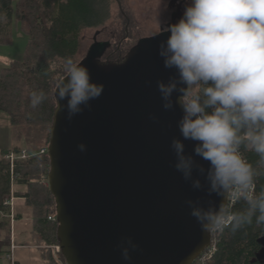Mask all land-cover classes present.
<instances>
[{
    "label": "water",
    "instance_id": "95a60500",
    "mask_svg": "<svg viewBox=\"0 0 264 264\" xmlns=\"http://www.w3.org/2000/svg\"><path fill=\"white\" fill-rule=\"evenodd\" d=\"M168 35L141 40L118 61L101 59L109 44L94 45L81 64L92 82L104 85L103 94L90 101L91 111L71 121L61 110L67 101H57L47 148L48 185L67 264H129L116 247L126 236L139 245L130 264H193L211 245V231L201 230L185 201L199 200L206 208L210 202L228 206V200L209 196L204 177L195 171L193 178L204 188L193 189L174 167L170 144L183 139L177 127L182 110L174 104L165 111L157 90V81L166 83L175 74L158 54ZM80 143L86 152L78 150ZM184 143L185 153L193 154L195 142Z\"/></svg>",
    "mask_w": 264,
    "mask_h": 264
},
{
    "label": "clouds",
    "instance_id": "9594fccd",
    "mask_svg": "<svg viewBox=\"0 0 264 264\" xmlns=\"http://www.w3.org/2000/svg\"><path fill=\"white\" fill-rule=\"evenodd\" d=\"M162 31L169 35L158 54L175 74L166 83L157 81V90L165 111L174 104L182 110L177 127L183 139L173 138L170 144L174 167L195 190L204 185L193 178L194 171L204 177L209 196L245 202L234 211L223 202L205 208L189 199L190 215L206 232L264 225V189L254 191L258 174L243 154L250 151L264 162V0H186L178 22ZM55 90L57 101H67L61 110L71 121L85 109L91 111L90 101L101 97L104 85L92 82L88 68L68 57ZM45 98L44 91H33L31 106ZM149 119L158 122L154 114ZM184 141L195 142L193 154L185 153ZM77 148L87 151L84 143ZM116 247L129 264L131 253L139 250L130 236Z\"/></svg>",
    "mask_w": 264,
    "mask_h": 264
},
{
    "label": "trees",
    "instance_id": "16d2710c",
    "mask_svg": "<svg viewBox=\"0 0 264 264\" xmlns=\"http://www.w3.org/2000/svg\"><path fill=\"white\" fill-rule=\"evenodd\" d=\"M123 3L125 0H117ZM112 0H0V46L13 43L14 28L28 37L21 60L12 61L0 71V112L9 117L12 145L0 157V212L9 214L5 201L11 195L13 185L21 189L16 196L25 199L32 222V238L35 246L52 249L59 246L55 220L57 205L47 181L51 161L47 153L54 112L57 107L55 85L64 74L65 58L71 57L81 64L79 57L81 36L84 30L103 26L110 18ZM121 50L113 48L112 61L118 55H126L129 49L121 40ZM44 58L45 66L38 70ZM44 91L46 98L33 108L30 103L33 91ZM26 151L27 158H22ZM243 151V149H242ZM17 156L13 167L4 156ZM257 172L254 191L264 189V162L250 151H244ZM245 207L237 200L231 210ZM19 212V211H18ZM16 218H21L20 212ZM50 217L52 219H50ZM12 246L10 219L0 216V259L9 254ZM48 252V251H45ZM59 253L60 261L52 253L49 264H67ZM193 264H198L195 261ZM205 264H264V225L253 223L236 232L226 228L218 237L217 249Z\"/></svg>",
    "mask_w": 264,
    "mask_h": 264
},
{
    "label": "rangeland",
    "instance_id": "374dc122",
    "mask_svg": "<svg viewBox=\"0 0 264 264\" xmlns=\"http://www.w3.org/2000/svg\"><path fill=\"white\" fill-rule=\"evenodd\" d=\"M171 1L125 0L121 3L117 0H112L110 18L107 22L103 26L86 29L82 33L79 57L84 58L88 55L90 48L97 41L110 42L112 47L110 45L108 48L111 47V50L117 48L118 50L119 48L121 49L122 40L125 43V47L130 50L141 40L159 34L162 27H165L171 21ZM27 43L28 37L23 34L19 26H15L13 43L7 46H0V71L4 67H8L12 61L22 59ZM45 64V61H42L38 70L45 66ZM11 134L9 117L5 113L0 112V157L2 152L8 150L12 145ZM43 181L48 182V179L46 180V177H43ZM19 189L21 188L17 185L12 186V193L16 198L14 201L16 224L13 228L15 222L12 223L10 219V229L11 231L14 230L15 242L19 246L14 255L22 259V264H46V261L41 259L40 253L42 252L48 254L47 258L52 253L54 259L60 261L59 253L56 249L59 246L53 247L52 249L46 247L47 245L45 247L39 246V250L35 246L25 247L23 245H33L35 243L31 234L32 216L25 205V199L17 197L15 194ZM18 211L21 214L19 220L16 218ZM0 264H12L8 253L0 259Z\"/></svg>",
    "mask_w": 264,
    "mask_h": 264
},
{
    "label": "built area",
    "instance_id": "2783aa9c",
    "mask_svg": "<svg viewBox=\"0 0 264 264\" xmlns=\"http://www.w3.org/2000/svg\"><path fill=\"white\" fill-rule=\"evenodd\" d=\"M41 153H47V149L46 148L43 149L41 151ZM21 157L22 158H27L28 157L27 152L26 151H22ZM5 158L10 161V163H11V165L13 167V164H14L15 160L17 159V156L15 154H13V153H9V154L6 155ZM15 199L16 198L13 195L12 190H11L10 197H8L6 199V201H5V205L10 207L11 212L9 214H3L2 212H0V216L7 217V218L11 219L12 223L15 222V216H14V201H15ZM236 201L237 200L229 198L227 207L229 209H231L232 206L236 203ZM50 219H52V218L50 217ZM55 220H56V218H55ZM211 233H212L211 245L196 260L198 262V264H205L207 261H209L213 257L214 253L216 252L217 243H218V237H219L220 233L216 232V231H211ZM16 248H17V246L12 243L11 250H10V253H9V257L11 259L12 264H15L14 251H15ZM56 249L58 250V252H60V248L59 247H57Z\"/></svg>",
    "mask_w": 264,
    "mask_h": 264
},
{
    "label": "flooded vegetation",
    "instance_id": "af4514ba",
    "mask_svg": "<svg viewBox=\"0 0 264 264\" xmlns=\"http://www.w3.org/2000/svg\"><path fill=\"white\" fill-rule=\"evenodd\" d=\"M181 1H182V0H172V1H171V2H172V3H171V6H170V9H171V11H172V14H171V21H170L169 23H167L165 26L169 25V24L172 22V20H173L174 18H175V23L178 22V20L181 18V13L183 14V11H184V8H185V3H186V1H185V2L182 4V6L180 7L179 5H180ZM179 7H180V8H179ZM179 9H180L181 13L179 12ZM162 32H163V31H162V29H161L160 33H162ZM160 33H159V34H160ZM101 44H105V45L109 44V46L111 45L110 42H106V41L100 42V41H97V42H94V44L92 45L91 48H93L94 45H96V46H100ZM111 47H112V45H111ZM111 47H110V48H111ZM120 47H121V46H120ZM91 48H90V49H91ZM110 48H107V50L101 55V59H102L103 61H106V60H110V61H112L111 57H113V54L108 52ZM118 50H121V49L119 48ZM126 54H127V53H126ZM125 56H126V55H122V54L120 53V54L118 55V59H116L115 61L122 60Z\"/></svg>",
    "mask_w": 264,
    "mask_h": 264
},
{
    "label": "crops",
    "instance_id": "0c3cea01",
    "mask_svg": "<svg viewBox=\"0 0 264 264\" xmlns=\"http://www.w3.org/2000/svg\"><path fill=\"white\" fill-rule=\"evenodd\" d=\"M15 224H16V221H15V223H14V225H13V228L15 227ZM14 231V230H13ZM13 231H12V243L13 244H15L16 246H17V248L19 247L17 244H16V242H15V237H14V235H13ZM34 240V239H33ZM34 243H35V241H34ZM25 247H29V246H35L34 244L33 245H29V244H23ZM23 245H21V246H23ZM23 246V247H24ZM37 249H39L40 247L39 246H35ZM17 248L15 249V251L17 250ZM40 250V249H39ZM15 251H14V253H15ZM41 252V251H40ZM40 256H41V259L43 260V261H46L45 263L46 264H48V261L46 260L47 259V256H48V254L47 253H40ZM14 261H15V264H22V259L21 258H18V257H16L15 255H14Z\"/></svg>",
    "mask_w": 264,
    "mask_h": 264
}]
</instances>
